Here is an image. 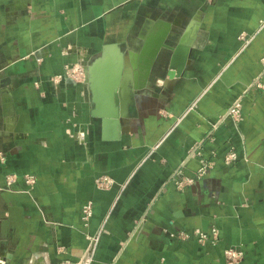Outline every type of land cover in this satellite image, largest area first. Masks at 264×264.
Wrapping results in <instances>:
<instances>
[{
	"label": "crops",
	"instance_id": "0c3cea01",
	"mask_svg": "<svg viewBox=\"0 0 264 264\" xmlns=\"http://www.w3.org/2000/svg\"><path fill=\"white\" fill-rule=\"evenodd\" d=\"M262 22L264 0H0V264H264Z\"/></svg>",
	"mask_w": 264,
	"mask_h": 264
},
{
	"label": "built area",
	"instance_id": "2783aa9c",
	"mask_svg": "<svg viewBox=\"0 0 264 264\" xmlns=\"http://www.w3.org/2000/svg\"><path fill=\"white\" fill-rule=\"evenodd\" d=\"M72 74H73V69L71 68V69H68L67 71H65L63 74H58V75L54 76V80L58 81V80L62 79L64 77V75L65 76H71ZM84 74H85V72H84ZM84 74H82V75L84 76ZM241 107H242L241 101L236 100L229 110L230 115L232 114L233 116L235 115L237 117H240L241 116ZM237 158H238V155L235 151L232 152L227 157V159H237ZM209 166H210L209 162H204L203 165L198 170V175L199 176L203 175ZM12 180H13V178L11 176L7 177V183L8 184H11ZM191 180H192L191 178H187L185 181L188 182ZM26 181L29 184L33 185L36 183L37 178L34 175L27 174L26 175ZM185 181L183 180V181L179 182V185H183L185 183ZM98 182L100 185L109 186L112 183V180L108 176H103L101 178H98ZM0 189H3V186L1 185V183H0ZM93 213H94L93 202L92 201L85 202L83 204L82 210H81V220L85 226L89 225V222H90L91 217L93 216ZM212 231L215 234L218 232L216 227H213ZM199 235H200V237H199L200 241H205V240L209 239V235L206 232L200 231ZM97 239H98L97 237L94 239L95 244H96ZM225 254L227 256L228 261L230 263H234V262H237L238 260H240L242 258L243 252L241 250L228 248L225 250ZM87 263H88V261L85 264H87ZM60 264H74V262L71 260H64Z\"/></svg>",
	"mask_w": 264,
	"mask_h": 264
},
{
	"label": "rangeland",
	"instance_id": "374dc122",
	"mask_svg": "<svg viewBox=\"0 0 264 264\" xmlns=\"http://www.w3.org/2000/svg\"><path fill=\"white\" fill-rule=\"evenodd\" d=\"M261 28H264V22H262V24H261ZM239 38L243 41V43L246 45L248 42H250L252 39H253V35H249V34H247V33H241L240 34V36H239ZM262 62L264 63V56L262 57ZM73 69V74L71 75V76H69L70 78H73V79H75V80H82L83 79V75L82 74H84V72H85V74H86V72H87V69L85 68V67H83V65H80V64H75V65H69V66H67L66 68H65V71H67L68 69ZM137 69L138 70H140V68L139 67H137ZM84 74V75H85ZM65 76V75H64ZM258 86H261V87H264L263 86V84H261L259 81H257V83H256ZM145 86H147V84H146V82L144 81V80H140V81H137V84H136V86H132L135 90L136 89H139V88H143V87H145ZM236 100H240L241 101V104H242V107H241V116L240 117H237V116H233L232 114L230 115V113H229V110H230V108H231V106L234 104V102L236 101ZM236 100H234V102H233V104L227 109V111L225 112V114L222 116V120H224L226 117H228V116H230V117H232L234 120H236V121H239L241 118H242V108H243V102H242V97H239V98H237ZM232 152H234V150H230L229 152H228V154H227V157L232 153ZM237 153V152H236ZM227 160H229V161H234V160H236V159H227ZM212 161L211 162H209V167H211L212 166ZM208 167V168H209ZM200 169V168H199ZM207 171V170H206ZM187 179V177L186 178H178V179H176V183H177V186L178 187H181L182 188V186H184L187 182L185 181ZM185 181V183L183 184V185H179V182H181V181ZM188 182H190V181H188ZM97 238H98V236H97ZM98 240V239H97ZM96 243H97V241H96Z\"/></svg>",
	"mask_w": 264,
	"mask_h": 264
},
{
	"label": "water",
	"instance_id": "95a60500",
	"mask_svg": "<svg viewBox=\"0 0 264 264\" xmlns=\"http://www.w3.org/2000/svg\"><path fill=\"white\" fill-rule=\"evenodd\" d=\"M146 84H148V85H149V84H150V82H146ZM1 219H2V216H1V214H0V221H1Z\"/></svg>",
	"mask_w": 264,
	"mask_h": 264
}]
</instances>
